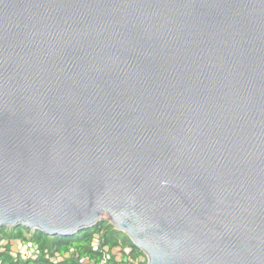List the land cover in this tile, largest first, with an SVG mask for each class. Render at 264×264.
<instances>
[{"label":"water","instance_id":"obj_1","mask_svg":"<svg viewBox=\"0 0 264 264\" xmlns=\"http://www.w3.org/2000/svg\"><path fill=\"white\" fill-rule=\"evenodd\" d=\"M102 214L146 264H264V0H0V226Z\"/></svg>","mask_w":264,"mask_h":264},{"label":"trees","instance_id":"obj_2","mask_svg":"<svg viewBox=\"0 0 264 264\" xmlns=\"http://www.w3.org/2000/svg\"><path fill=\"white\" fill-rule=\"evenodd\" d=\"M23 230L30 234L35 250L34 256H28L23 248L16 250L10 243L11 240H19L24 244L27 240ZM123 246L131 247V256L138 264H146L144 253L127 235L105 219L98 220L94 225L69 236H50L22 225L0 226V264H79L77 256L98 259L105 248L109 251V264H113L114 256L111 250Z\"/></svg>","mask_w":264,"mask_h":264},{"label":"built area","instance_id":"obj_3","mask_svg":"<svg viewBox=\"0 0 264 264\" xmlns=\"http://www.w3.org/2000/svg\"><path fill=\"white\" fill-rule=\"evenodd\" d=\"M24 252L28 256H34L35 250L31 240H27L23 245ZM114 256L113 264H138L136 259L131 256L132 250L130 246H123L111 250ZM68 254H66L67 256ZM59 260V258H56ZM79 264H109V251L105 248L101 251V255L98 259H89L86 256H77Z\"/></svg>","mask_w":264,"mask_h":264},{"label":"crops","instance_id":"obj_4","mask_svg":"<svg viewBox=\"0 0 264 264\" xmlns=\"http://www.w3.org/2000/svg\"><path fill=\"white\" fill-rule=\"evenodd\" d=\"M25 238L26 240H30V234L25 235ZM10 243L13 246V248H15L16 250L23 248L22 246L23 243H20L19 240H11Z\"/></svg>","mask_w":264,"mask_h":264},{"label":"rangeland","instance_id":"obj_5","mask_svg":"<svg viewBox=\"0 0 264 264\" xmlns=\"http://www.w3.org/2000/svg\"><path fill=\"white\" fill-rule=\"evenodd\" d=\"M102 219H105V220H108V216L106 215V214H102L100 217H99V220H102ZM109 221V220H108ZM26 232H28L27 230H25ZM24 230H23V233L25 234V235H27L26 234V232H25ZM121 232V231H120ZM120 234V233H119ZM125 234V233H124ZM121 235H122V233H121ZM126 235V234H125Z\"/></svg>","mask_w":264,"mask_h":264}]
</instances>
